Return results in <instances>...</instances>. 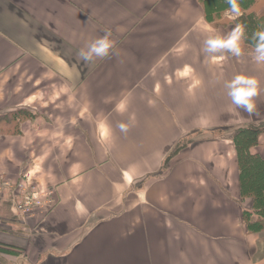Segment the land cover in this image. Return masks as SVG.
Returning a JSON list of instances; mask_svg holds the SVG:
<instances>
[{
	"label": "crops",
	"instance_id": "obj_1",
	"mask_svg": "<svg viewBox=\"0 0 264 264\" xmlns=\"http://www.w3.org/2000/svg\"><path fill=\"white\" fill-rule=\"evenodd\" d=\"M235 28L198 0H0V115L23 114L0 131V242L21 248L0 264H264L231 135L264 123V63L243 41L202 50ZM106 31L109 55L83 61ZM237 74L259 82L254 114L227 95ZM20 181L53 206L17 212Z\"/></svg>",
	"mask_w": 264,
	"mask_h": 264
},
{
	"label": "trees",
	"instance_id": "obj_2",
	"mask_svg": "<svg viewBox=\"0 0 264 264\" xmlns=\"http://www.w3.org/2000/svg\"><path fill=\"white\" fill-rule=\"evenodd\" d=\"M205 18L215 27L225 25L229 9L227 0H198ZM241 14L230 20L236 27L244 28L242 41L253 51L256 41L253 34L264 30V0H238ZM22 110L0 115V131H17ZM18 120V121H17ZM263 127L241 126L232 137L238 165V188L240 199L249 198L250 207L241 211V223L247 233H264V155L251 149L259 144ZM173 150L172 154L176 152ZM171 154V155H172ZM170 157V156H169ZM21 248L0 242V251H20Z\"/></svg>",
	"mask_w": 264,
	"mask_h": 264
},
{
	"label": "clouds",
	"instance_id": "obj_3",
	"mask_svg": "<svg viewBox=\"0 0 264 264\" xmlns=\"http://www.w3.org/2000/svg\"><path fill=\"white\" fill-rule=\"evenodd\" d=\"M229 9L225 10L227 14L233 18L241 14L238 0H227ZM110 32L99 38L90 41L85 48H81L78 56L85 62H90L94 57L104 58L110 53L113 48V41L109 39ZM244 37V28L237 26L227 35H209L204 40L203 51L213 54L210 58L215 60L216 53L226 50L234 56H239L242 53L241 41ZM253 39L256 41L253 49V59L256 63H264V30H258L253 34ZM224 87L227 89V95L231 103L238 109H242L248 114H254L255 102L254 97L257 96L259 90V82L256 78L245 74H237L230 81H226Z\"/></svg>",
	"mask_w": 264,
	"mask_h": 264
},
{
	"label": "built area",
	"instance_id": "obj_4",
	"mask_svg": "<svg viewBox=\"0 0 264 264\" xmlns=\"http://www.w3.org/2000/svg\"><path fill=\"white\" fill-rule=\"evenodd\" d=\"M22 181L16 184L17 187H23ZM53 190L48 187H36L29 185L27 193L23 194L21 200L14 203L16 211L24 216H33L34 214L46 212L53 206Z\"/></svg>",
	"mask_w": 264,
	"mask_h": 264
},
{
	"label": "rangeland",
	"instance_id": "obj_5",
	"mask_svg": "<svg viewBox=\"0 0 264 264\" xmlns=\"http://www.w3.org/2000/svg\"><path fill=\"white\" fill-rule=\"evenodd\" d=\"M227 15V14H226ZM231 16V15H230ZM225 19H226V21L227 20H229L230 21V19L228 18V17H225ZM228 21V22H229ZM253 127H263L264 128V123H261V124H258L257 126H253ZM238 128H240V127H236V128H233L232 130H231V135H232V137H233V135L236 133V131H237V129ZM264 136V132L260 135V137H259V141L261 140V137H263ZM23 180V179H22ZM18 188V187H17ZM21 192H22V195L23 194H25V193H27V191L28 190H26V189H24V188H18ZM43 213H45V212H43ZM36 214H38V213H36ZM35 215V214H34Z\"/></svg>",
	"mask_w": 264,
	"mask_h": 264
}]
</instances>
